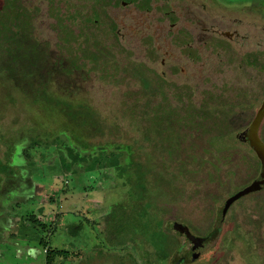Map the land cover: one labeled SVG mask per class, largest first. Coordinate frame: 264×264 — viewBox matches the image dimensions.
Listing matches in <instances>:
<instances>
[{
  "label": "rangeland",
  "instance_id": "rangeland-1",
  "mask_svg": "<svg viewBox=\"0 0 264 264\" xmlns=\"http://www.w3.org/2000/svg\"><path fill=\"white\" fill-rule=\"evenodd\" d=\"M8 6L1 2L0 41L19 20L18 9ZM18 6L32 13L33 36L62 66L14 58L15 46L28 91L0 72V264H47L48 247L65 251L54 264H149L153 250L145 235L165 220L183 247L150 264H264V187L221 214L231 196L260 179L259 158L242 142L249 126L242 125L264 99V0H22ZM90 50L93 61L86 58ZM245 90L252 95L242 96ZM52 94L93 107L105 134L77 137L54 101H44ZM142 121L153 126L156 140L145 139ZM116 126L117 133L109 131ZM116 142L158 160L161 182L156 187L153 179L150 190L159 208L148 215L130 163L122 174L105 167V157L95 167L73 165L67 149L93 154ZM174 220L196 237L210 233L198 256Z\"/></svg>",
  "mask_w": 264,
  "mask_h": 264
},
{
  "label": "trees",
  "instance_id": "trees-1",
  "mask_svg": "<svg viewBox=\"0 0 264 264\" xmlns=\"http://www.w3.org/2000/svg\"><path fill=\"white\" fill-rule=\"evenodd\" d=\"M7 2L9 6L7 7L8 10L12 9H18V16L19 20L18 22H14L11 24L7 30L3 31L2 34V40L0 41V72L6 74L7 81L13 82L17 88L24 89V92L28 91V88L22 86V80L23 78L20 77V73L18 72V69L16 68V64H19L18 59L13 60V51L14 47L16 46L18 48L19 52H15L16 56L14 58H20L21 59H31L33 56L37 57V59L46 58L51 59L55 61L53 62V68L54 66L56 69H59L62 66L61 62H58V60L52 59L48 52V45L46 42H41L38 40L35 36L32 34V27H31V15L32 13L30 11H24L25 9L21 6H18V3L22 0H0L1 2ZM11 3V4H10ZM30 13V14H28ZM29 15V16H28ZM25 18V21L24 19ZM26 23V24H25ZM29 24V25H28ZM24 25H27L28 27H25ZM93 53L91 55H87V59L89 61H93L96 58H93L94 51L90 50ZM99 52V51H98ZM96 53V52H95ZM98 55V53H97ZM26 65V64H24ZM8 76V77H7ZM5 78V79H6ZM61 86H56L58 89H63L64 85L58 84ZM54 85L52 86V88ZM244 97H249L252 95L251 90H245L241 93ZM249 95V96H248ZM59 98H56L55 96H52L46 98L45 100L43 97H41V100H44L45 102L52 103L54 101L55 108H57L58 112L60 111L63 115L66 117V121L68 122V125L72 126L73 129L77 133V137L80 134V132L87 133L89 136L88 138L95 139L97 136L104 135L106 130L105 126L106 124L99 119L98 113L94 110L93 107L89 106L88 104L84 102H73L70 99H67V97L58 96ZM37 100L38 97L36 98ZM253 101H254V109L256 107V99L253 95ZM11 101V100H10ZM261 102H264V99ZM260 105V107H261ZM149 106V104H148ZM260 107L257 109H260ZM47 112V111H46ZM57 112V111H56ZM257 112L255 114H251L252 117L246 121L242 127L249 126L254 121ZM144 124V121H142ZM264 127V119L260 125L259 129V136L261 140L264 142V139L262 137V128ZM241 127V128H242ZM113 133H117L120 128L116 126V131H114V127H110L109 131H112ZM248 128V129H249ZM145 132V139L146 140H156V132L153 129V126L145 125L143 128ZM242 142L248 143L252 150L255 152L254 148L251 146L249 139L243 138ZM155 144V143H154ZM38 145L37 142H33L30 147L34 148ZM87 148V144H85ZM157 145V144H155ZM69 154L71 156V162L73 165L79 163V162H85L90 163V166L95 167L98 164H103V157H105L106 162H104V166H108L115 168L118 173H124L125 165H129L133 168L134 172L137 175V182L136 186L137 189H140L142 192L140 198V203H142L143 211L145 214H149L152 209H158L159 204L153 201L154 195L151 194L152 191L150 190V187H152L153 183L152 180H155L156 187L160 185L161 178L158 175L157 172V161H155L154 158L150 155L148 159L144 157H139L132 153L133 145H128L125 143H119L116 142L114 146L108 145H98L97 151H95L93 154L91 153H84L80 155L77 153V151L71 147H67ZM155 150V148H154ZM145 158V159H144ZM108 161V162H107ZM147 161V162H146ZM259 162L261 164V161L259 159ZM172 163V162H171ZM176 162L173 161V164ZM264 187V186H263ZM153 197V198H152ZM166 207V206H164ZM166 219V217H165ZM111 220V216L107 218V221ZM167 220H165L166 222ZM177 220H174L175 222ZM165 222L163 224V228L156 230V228L151 227V229L147 230V233L145 235L146 244L149 245L153 252L150 254V257L148 258L149 264L152 262H159L163 263L166 262L175 252L179 251L183 245L182 241L180 239V235H178L176 232H171L165 228ZM172 222V223H173ZM174 228V227H173ZM210 234V233H209ZM208 234V236H209ZM208 236H204L208 238ZM111 238V237H110ZM112 239V238H111ZM65 251H53L50 247L47 248L46 254H47V264H54L55 259L58 255H63ZM150 253V252H149ZM66 258V256H65ZM64 259V258H63ZM215 264L217 263V259L213 260ZM211 262V263H212Z\"/></svg>",
  "mask_w": 264,
  "mask_h": 264
},
{
  "label": "water",
  "instance_id": "water-1",
  "mask_svg": "<svg viewBox=\"0 0 264 264\" xmlns=\"http://www.w3.org/2000/svg\"><path fill=\"white\" fill-rule=\"evenodd\" d=\"M263 119H264V102L262 103L260 109L258 110L254 121L250 125L249 134H248L250 144L254 148L258 158L261 161L262 171H261L260 179L256 180L255 182H253L251 185H249L245 189H243V190L237 192L236 194H234L233 196H231L225 203V206H224L223 211L221 213L222 216L226 215L229 208L238 199H240L241 197H243L247 194H250L252 192L261 190L264 186V142L261 140V138L259 136V129H260V125H261ZM172 225L175 229H180L181 232L187 234L188 238L191 239L193 244H194L193 255L198 256V253H196L195 251L197 248H200L203 246V243L206 239L204 237H196L195 235H193L190 232L189 227L184 225L183 223L175 221V222H173Z\"/></svg>",
  "mask_w": 264,
  "mask_h": 264
},
{
  "label": "flooded vegetation",
  "instance_id": "flooded-vegetation-1",
  "mask_svg": "<svg viewBox=\"0 0 264 264\" xmlns=\"http://www.w3.org/2000/svg\"><path fill=\"white\" fill-rule=\"evenodd\" d=\"M246 139H249L248 137ZM261 171H262V167H261ZM260 175H261V172H260ZM258 180V179H257ZM205 238V237H204ZM206 239V238H205Z\"/></svg>",
  "mask_w": 264,
  "mask_h": 264
}]
</instances>
